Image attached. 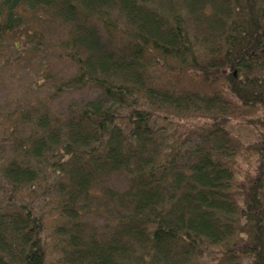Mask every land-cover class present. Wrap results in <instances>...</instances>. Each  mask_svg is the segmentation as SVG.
I'll use <instances>...</instances> for the list:
<instances>
[{
  "label": "trees",
  "instance_id": "trees-1",
  "mask_svg": "<svg viewBox=\"0 0 264 264\" xmlns=\"http://www.w3.org/2000/svg\"><path fill=\"white\" fill-rule=\"evenodd\" d=\"M11 36L59 85L0 108V264H264V0H0Z\"/></svg>",
  "mask_w": 264,
  "mask_h": 264
},
{
  "label": "rangeland",
  "instance_id": "rangeland-1",
  "mask_svg": "<svg viewBox=\"0 0 264 264\" xmlns=\"http://www.w3.org/2000/svg\"><path fill=\"white\" fill-rule=\"evenodd\" d=\"M16 44H19V42H17L15 36H11L0 53V108H4L3 111L14 107L15 101L17 102L19 99L33 100L48 95L52 97V92H54L59 85L57 83V85L48 88L47 82L42 83L44 78L39 77L38 70L40 69V63L44 60L42 59L44 56L43 54H38L36 60L31 62L29 57H22V55L17 52ZM61 70L63 74L61 77H67L75 71L74 67L64 64L61 65ZM58 93L59 92L53 95L54 99L50 102L48 108H52L55 115L61 116L69 109L70 104L75 105L76 101H79V99L74 96L66 98L64 94L58 95ZM12 114L13 113L9 114V119ZM6 124H8V122ZM254 135V133H251L253 138L255 137ZM9 151L8 148L2 147V153H8ZM249 156L250 154L242 156L243 161L246 162ZM253 158L254 157H250L249 159L253 160ZM249 163H252V161ZM239 164L243 165L241 157L239 159ZM247 169L248 168L241 169L238 175L239 179L242 178L244 171ZM47 190L51 192V197L46 196L50 202L44 199L40 204L49 208L56 192L54 188ZM96 222H98V220H96Z\"/></svg>",
  "mask_w": 264,
  "mask_h": 264
}]
</instances>
